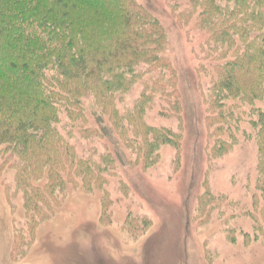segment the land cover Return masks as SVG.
Returning a JSON list of instances; mask_svg holds the SVG:
<instances>
[{"label": "trees", "instance_id": "1", "mask_svg": "<svg viewBox=\"0 0 264 264\" xmlns=\"http://www.w3.org/2000/svg\"><path fill=\"white\" fill-rule=\"evenodd\" d=\"M167 2L181 28L206 35L199 51L210 62L204 97L215 138L211 157L231 150L240 132L256 139L253 199L264 220V0ZM167 40L160 20L138 0H0V156L29 190L26 205L35 225L69 184L104 190L127 151L146 169L163 145L180 150L182 101ZM136 83L146 89L122 111L119 103ZM85 97H93L100 110L95 124L85 113ZM158 105L161 114L180 119L178 130L147 121ZM63 116L71 120V136L78 131L102 141L98 159L70 144L59 128ZM44 178L43 190L32 183ZM251 216L256 238H264V221Z\"/></svg>", "mask_w": 264, "mask_h": 264}, {"label": "rangeland", "instance_id": "2", "mask_svg": "<svg viewBox=\"0 0 264 264\" xmlns=\"http://www.w3.org/2000/svg\"><path fill=\"white\" fill-rule=\"evenodd\" d=\"M138 1L167 33L166 55L177 70L182 101L180 150L163 145L146 169L135 162L136 153L127 151L125 162H117L114 173H108L104 190L69 184L60 203L52 201L53 211H42L48 215L36 225L26 205L29 190L0 156V264H264V238H256L251 216L263 220L262 205L253 199L256 139L240 132L231 150L211 157L215 138L204 97L210 62L199 51L206 35L194 27L181 28L167 0ZM145 89L136 83L120 109L132 107ZM83 106L95 124L100 110L94 98L85 97ZM159 110L158 105L148 111L147 121L178 130L180 119ZM59 128L80 154L98 159L105 151L99 139L83 138L78 131L71 136L68 117L61 118ZM46 180L32 183L43 190ZM103 199L109 204L107 222L102 220Z\"/></svg>", "mask_w": 264, "mask_h": 264}, {"label": "clouds", "instance_id": "3", "mask_svg": "<svg viewBox=\"0 0 264 264\" xmlns=\"http://www.w3.org/2000/svg\"><path fill=\"white\" fill-rule=\"evenodd\" d=\"M85 238H88V237L85 236ZM80 242H81V241H80ZM81 244H82V242H81ZM82 246H83V245H82ZM83 248H84V247H83Z\"/></svg>", "mask_w": 264, "mask_h": 264}]
</instances>
